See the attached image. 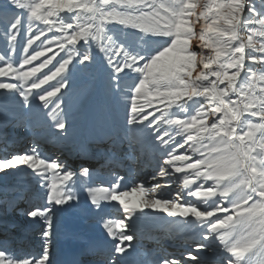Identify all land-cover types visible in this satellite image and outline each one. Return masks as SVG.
Instances as JSON below:
<instances>
[{
	"label": "snow or ice",
	"instance_id": "1",
	"mask_svg": "<svg viewBox=\"0 0 264 264\" xmlns=\"http://www.w3.org/2000/svg\"><path fill=\"white\" fill-rule=\"evenodd\" d=\"M54 7L75 16L62 17L57 23L50 19ZM73 19L78 21L75 25ZM201 20L204 23L197 32L196 24ZM112 21L158 39L122 30L120 35L113 29L105 31V25ZM53 28L60 35L41 40ZM0 33L9 51L22 41L28 47L40 41L31 54L21 58L20 68L47 58L28 71L14 68L11 62L0 66V77L11 74L20 82L0 80V89L14 90L11 95L23 97L20 103L25 112L43 117L51 136L62 143L69 141L71 133L67 113L61 107L63 97L57 96L69 85L68 75L61 74L70 73V64L72 68L90 67L103 53L111 86L129 90L125 97L130 100L126 105V125L132 126L129 131L143 132L158 153L157 174L152 179L157 175L167 177L168 183L182 179L186 189L176 191L170 198L150 199L144 207L169 217H193L178 223L197 231L207 241L196 245L197 250L213 251L220 257V264H264V86L256 87L258 82H264V40H254L264 38V0H0ZM129 35L139 42L138 47L129 42ZM195 37L201 41L199 51L190 44ZM53 45L59 51L53 52ZM205 48L211 50L207 56ZM23 51L27 53V48ZM48 52L53 55L47 56ZM56 56L59 59L53 67L29 85V77L46 68ZM253 64L261 65L259 73ZM57 76L60 79L55 85L42 92L32 91ZM129 80L133 83L128 84ZM53 97L57 99L53 101ZM173 107L179 111H170ZM53 112L56 118L48 123ZM250 117L258 119L253 122ZM178 136L183 138L177 140ZM185 144L188 147L180 153L178 149ZM19 165L32 169L41 188H49L45 183V173L49 171L59 183H51L46 194L50 207L25 212L30 221H43L42 235L46 239L42 252L34 257L17 255L15 242L5 237L0 239V264H53L48 239L54 228L53 216L66 210L57 206L71 207V202H79L73 189L81 184L90 194L103 192L105 199L118 202L125 214L122 219L104 224L112 248L102 264H123L126 254H131L129 249L135 251L131 244L134 230L152 213L143 208L137 213L139 206H130L126 201L130 195H145L143 187L138 192H118L125 177L117 175L109 187L94 188L89 167L74 173L63 161L42 157L35 146L29 152L0 160V170ZM23 171L17 169V174ZM156 187L160 185L153 190ZM187 197L207 206L200 207ZM92 203L98 213L108 212L94 195ZM193 262L200 264V257L190 254L185 260L163 259L160 264Z\"/></svg>",
	"mask_w": 264,
	"mask_h": 264
},
{
	"label": "rangeland",
	"instance_id": "2",
	"mask_svg": "<svg viewBox=\"0 0 264 264\" xmlns=\"http://www.w3.org/2000/svg\"><path fill=\"white\" fill-rule=\"evenodd\" d=\"M53 2L62 3L64 0H53ZM75 2L87 3L88 0H75ZM96 2L98 3L99 0H96ZM200 2L204 3L207 0H200ZM216 2H224V0H216ZM53 12L54 15L50 19L57 23L62 17L75 16V13L58 10L55 7ZM72 22L75 25L78 21L73 19ZM203 23L204 21L201 20L196 24L197 32H199ZM39 27H45V25L40 24ZM108 29L115 30L117 35H120L122 30L124 33H135L143 35L145 38L158 39V37H152L151 33H141L139 29L125 27L115 21L105 25V31ZM54 35H60L59 32L55 31V28L46 36H41V40ZM128 40L134 46H139V42L134 41L131 35L128 36ZM254 40L260 41L264 38L254 37ZM200 43L198 37L193 38L190 42L191 46L197 48L198 51ZM39 44L40 41L37 40L31 47H28L26 41H22L15 50L9 51L8 43L0 33V56H4V59L0 60V66H6L8 62H11L14 68H19L20 71H28L34 65L39 64L41 60L47 58L41 57L40 60L33 61L32 64L20 68L21 58L26 54H31L32 49ZM45 46L47 47V45ZM52 47L53 52L59 51L54 45ZM67 47H71V45ZM24 48H27V53L23 51ZM248 51H251V49H246V52ZM6 52L8 55H5ZM53 52H48L47 56H52ZM203 52L207 56L211 50L205 48ZM63 54L60 53V55ZM58 59L59 56H56L46 68L36 73L35 76H30L29 85L32 80L42 77L45 72H48ZM72 63L74 64L75 60ZM68 67L71 70L70 73L66 71L61 75H68L69 85L66 89H62L57 96L63 97L64 103L61 107L67 113V123L71 133L69 141L66 143L57 141L51 136L43 117L37 118L34 114L26 113L20 103L23 97L19 94L15 96L10 94L14 90L0 89V94L9 93L7 96L0 95V160L29 152L35 146L42 157L63 161L67 168L74 173L79 174L81 168L89 167L92 170V186L94 188L109 187L110 182L117 175L124 176L125 180L121 181V187L117 191L132 193L134 189L138 192L139 188L143 187L145 195H130L126 202L130 206L133 204L138 205L137 213H139L140 208H143L145 212L152 213L151 218L141 222L134 230V239L131 244L135 251L130 248L129 252L131 254H126V259L139 260L140 264H160L163 259L185 260L191 254L200 257V264H220V257L214 254L213 251L197 250L196 245L207 243V241L201 239L197 231L178 223L184 219H193V217L190 215L188 217H169L164 212L144 207V204L150 199H159L162 196L170 198L176 191H185L186 189H184L182 179L179 182L172 183L167 182V177L158 175L156 179H152L153 175L157 174L158 153L145 140L143 132L129 131L132 126L126 125V105L130 103V100L125 99L129 90L127 88L117 90L111 86L107 62L103 58V53L98 54L97 62L91 64L90 67L85 68L83 65H78L76 68H72L71 64ZM253 67L258 70V73L261 70L259 64H253ZM59 79L60 77L57 76L43 85L42 88L32 89V91L42 92L45 88L55 85ZM239 79L237 78V83H239ZM0 80L14 84L20 83L11 74L0 77ZM127 83L132 84L133 81L129 80ZM261 86H264V82L256 84L257 88ZM51 99L55 101L57 97ZM182 102L180 101V103ZM36 103L39 104L40 101L37 100ZM159 107H163V105H159ZM147 111H152V109H147ZM170 111L179 110L173 107ZM156 115L159 116L160 113L157 112ZM186 115V113H181L182 117H186ZM55 118L56 112H53L52 116L48 118V123H52ZM250 119L256 122L258 118L250 117ZM257 136H259V133H257ZM182 138L176 137L177 140ZM187 147L188 144H185V147L178 149V151L183 153ZM88 156L95 157V159L92 158V161H89ZM17 169H23L24 171L17 174ZM175 175L182 176L180 173ZM45 176L47 177L45 183L49 185V188L51 183H59L51 171L45 173ZM75 178L74 176L73 179ZM37 179L39 177H36L27 165L0 170V239L7 237L10 243L14 241L17 255L20 256H38L43 250L44 240L46 239L42 235L44 230L43 221L39 218L30 221L25 215L26 211L34 207L47 205L46 194L49 188H41L36 183ZM66 183L70 184L71 181ZM158 184L160 187L153 190L154 186ZM63 186L61 185V187ZM73 190L79 196V202H71L73 204L71 207L67 205L57 206L66 210L53 216L54 228L48 238L50 241V259L52 261L56 256V235L61 231L64 235L69 232L76 234L89 231L110 238L104 224L108 220L122 219L125 215L122 206L116 201L105 199L103 192L90 194L82 184L77 185ZM93 195L101 207H107V213H98L96 206L92 203ZM187 199L195 201L200 207L207 206L194 197H187ZM113 205L115 207H112ZM47 206L50 207L51 205ZM101 216H103V219H101ZM172 221H177V223L173 224ZM140 230H154L161 240L159 242L162 243V245L158 244L156 248L161 250L165 247L164 245L168 244L171 248L170 246L169 248L167 246V248L171 252L167 253V256H163L161 251L146 243L140 237ZM167 248L165 249L167 250Z\"/></svg>",
	"mask_w": 264,
	"mask_h": 264
},
{
	"label": "bare ground",
	"instance_id": "3",
	"mask_svg": "<svg viewBox=\"0 0 264 264\" xmlns=\"http://www.w3.org/2000/svg\"><path fill=\"white\" fill-rule=\"evenodd\" d=\"M247 63L249 62L247 61L246 64ZM92 158L93 160L95 159V157L88 156L89 161H92ZM99 237L108 238L107 236L89 231H82L76 234L69 232L67 235H64L61 231L56 235L57 248L53 264H90L93 262H95L94 264H102V261L107 255L100 256V253L103 250L101 246L96 245L95 248L91 247L93 241ZM165 248H167V246H165ZM93 249L95 250V253L93 252ZM165 252H167L166 249ZM123 264H140V261L124 259Z\"/></svg>",
	"mask_w": 264,
	"mask_h": 264
},
{
	"label": "built area",
	"instance_id": "4",
	"mask_svg": "<svg viewBox=\"0 0 264 264\" xmlns=\"http://www.w3.org/2000/svg\"><path fill=\"white\" fill-rule=\"evenodd\" d=\"M206 53H207V51H206Z\"/></svg>",
	"mask_w": 264,
	"mask_h": 264
}]
</instances>
